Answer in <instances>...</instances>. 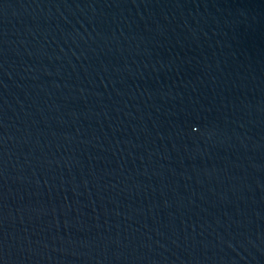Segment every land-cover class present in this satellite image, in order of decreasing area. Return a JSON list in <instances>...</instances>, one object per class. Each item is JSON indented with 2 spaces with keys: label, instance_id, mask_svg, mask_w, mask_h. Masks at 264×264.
I'll list each match as a JSON object with an SVG mask.
<instances>
[{
  "label": "water",
  "instance_id": "water-1",
  "mask_svg": "<svg viewBox=\"0 0 264 264\" xmlns=\"http://www.w3.org/2000/svg\"><path fill=\"white\" fill-rule=\"evenodd\" d=\"M0 264H264V0H0Z\"/></svg>",
  "mask_w": 264,
  "mask_h": 264
}]
</instances>
